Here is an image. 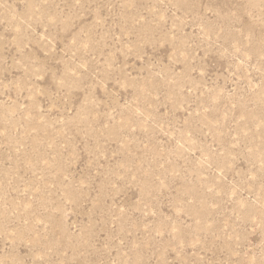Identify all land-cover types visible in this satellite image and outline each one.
Instances as JSON below:
<instances>
[{"label":"rangeland","instance_id":"1","mask_svg":"<svg viewBox=\"0 0 264 264\" xmlns=\"http://www.w3.org/2000/svg\"><path fill=\"white\" fill-rule=\"evenodd\" d=\"M0 264H264V0H0Z\"/></svg>","mask_w":264,"mask_h":264}]
</instances>
